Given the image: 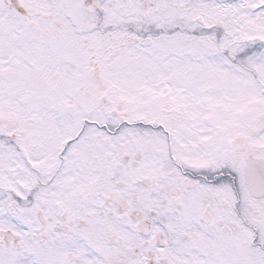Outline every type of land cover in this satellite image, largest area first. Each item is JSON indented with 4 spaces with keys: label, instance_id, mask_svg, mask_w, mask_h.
Wrapping results in <instances>:
<instances>
[{
    "label": "snow or ice",
    "instance_id": "snow-or-ice-1",
    "mask_svg": "<svg viewBox=\"0 0 264 264\" xmlns=\"http://www.w3.org/2000/svg\"><path fill=\"white\" fill-rule=\"evenodd\" d=\"M0 264H264V0H0Z\"/></svg>",
    "mask_w": 264,
    "mask_h": 264
}]
</instances>
